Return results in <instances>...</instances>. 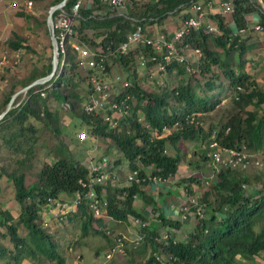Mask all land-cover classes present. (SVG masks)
Returning <instances> with one entry per match:
<instances>
[{
    "label": "trees",
    "instance_id": "1",
    "mask_svg": "<svg viewBox=\"0 0 264 264\" xmlns=\"http://www.w3.org/2000/svg\"><path fill=\"white\" fill-rule=\"evenodd\" d=\"M56 1L59 0L51 4ZM74 1L68 0L65 9L71 11ZM188 1L134 0L130 13L139 21L122 15L105 13L99 16L100 9L104 8L101 1L86 0L80 5L81 15L75 18L74 26L88 44L101 45L106 50L107 45L113 48L119 44L126 33L135 28L137 22L153 17L161 23L165 17L177 15L178 6ZM252 9L248 0H236L233 13L236 23L242 25L244 13ZM216 18L220 34L212 35L201 29H191L182 39L183 43L200 49L195 64L201 77L191 76L178 81L176 85L166 83L148 91L136 77V65L132 66L133 82L129 89L133 95L131 113L120 118L114 127L109 126L101 117H92L84 112L83 94L78 86L85 76L81 74L78 62L71 52H68L58 76L29 87L19 104L12 103V107L0 119V174L9 178L14 185L19 213L16 218L10 219L0 208L5 227L2 235L12 244L10 247L0 243V259L3 261L0 264H21L25 258L33 261L35 258L46 259L49 264H67L63 256L65 248L56 240L54 229L51 230L55 225L53 221L59 219L53 217L50 228L49 221L44 224L46 218L43 217V210L46 209L48 198L73 194L79 189L78 178L86 175L88 167L82 159L65 151L66 143L60 136L58 108H51L50 101L65 103L85 124L93 121V128L87 129L93 136L98 134L99 138H94L97 146L105 147L104 157L113 159V163L125 161L128 169L137 168L142 175L147 172L166 178L174 175L181 155L178 150L170 153L167 143L171 140L188 142L197 137L206 142L212 130H217V138L223 145L240 146L245 143L250 151L264 150V107L261 113L255 108H246L249 104L258 107L264 103V89L245 70L250 46L245 43V38L231 37V27L223 17ZM259 19L264 29V13L259 14ZM43 22L46 24V18ZM25 41L24 36L15 32L7 38L10 48H29ZM213 46L220 47V50ZM141 51H145V48L141 47ZM137 54L138 50H134L109 57L123 67L128 60L135 59ZM214 66H218L219 70ZM49 69L50 61L46 70L36 71L33 68L28 76L11 82L6 88L1 107L6 105L11 94L34 78L46 74ZM174 70L177 74L186 72L184 64L174 63L166 66L165 73L169 76ZM224 80L233 89L231 101L237 110L229 113L225 120L209 123L207 129L198 116L193 121H188L186 114L191 111L205 113L215 108L221 97L211 91L227 87ZM38 88L43 89L45 94L41 95L36 90ZM227 126L229 130L225 132ZM163 127L168 130H163ZM47 129L53 132V139L56 141L50 147L47 146L49 140H45L42 135ZM110 150L115 152V158L110 156ZM205 152L206 149L202 152V157L206 159ZM36 165L37 169L32 170ZM207 169L209 171L208 165ZM27 173H35V178L25 182ZM203 174L198 172L181 177L180 181L185 184L187 191H192L189 183L196 182L197 189H201L197 201L206 211L203 217L196 218L193 227L181 238H176L174 230L181 225L182 219H172L161 211L148 219L134 205V193L147 204L155 203L152 194L145 189L147 181L119 186L113 185L108 179L104 185L97 186L98 193L107 200V213L114 219L126 220L129 214L147 218V224L142 227L145 235L136 247L126 248L128 256L123 255L126 257L124 264H244V261L258 264L255 257L261 256L260 252L264 251V224L259 228L255 227L256 222L264 215L262 175L248 174L230 166L222 167L209 180L208 185L203 187ZM193 208L194 206L191 210ZM64 220H75L81 224L82 237L69 240L67 249L80 247L81 239L90 234L106 238L108 248L113 244V239L104 228L93 226L94 222L100 225L105 222L93 216L85 199L62 217L61 221ZM21 226L26 229L24 233ZM162 227L169 232L173 230L171 236L159 239V229ZM174 238L176 239L173 240ZM95 253H99L98 247Z\"/></svg>",
    "mask_w": 264,
    "mask_h": 264
},
{
    "label": "built area",
    "instance_id": "2",
    "mask_svg": "<svg viewBox=\"0 0 264 264\" xmlns=\"http://www.w3.org/2000/svg\"><path fill=\"white\" fill-rule=\"evenodd\" d=\"M84 1L86 0H75L72 3L71 11L65 9L66 3L53 11L55 44H51L50 61L54 57L57 60V64L52 77L58 76L68 52H71L78 62L81 74L85 76V79L78 86L83 94L82 107L84 112L92 117H101L111 127L116 126L120 118L131 113L133 95L129 89L133 82L132 66L134 64L137 71L136 77L140 79L141 86L143 75L139 74V67H142L143 72H147L149 77H152L154 72L164 74L166 66L174 63L184 64L186 72H192L187 51L191 50L198 57L200 49L188 43H183V36L191 29H201L203 32L212 35L220 34L221 29L216 16L223 17L227 25L231 27V37L241 36L247 30L257 31L263 29L259 14L264 13V0H248L253 9L244 13V23L242 25L236 23L233 15L236 0H189L187 3H181L178 6L179 11L175 15L178 18L169 22L165 29L156 28L162 22L158 23L153 17H149L143 22H137L135 28L127 32L125 38L119 44L113 48L107 45L105 50L101 45L88 44L76 32L74 26L75 18L81 15L79 8ZM99 1L104 7L102 10L100 9L99 12L101 14L99 16H103L106 13L139 20L130 13V6L134 0ZM24 2L30 8L33 0H24ZM57 2H60V0L55 3ZM55 11L57 12L54 13ZM171 17L173 18V16ZM46 25H48L47 17ZM141 47H144L145 51H141ZM134 50H138V54L135 59L128 60L125 63L126 70L119 71L111 68L112 63L115 61L110 59V55L127 54ZM21 53L22 48L20 47L0 50V67L7 63H17ZM115 63L118 67H121L117 62ZM36 90H39L41 95L45 94L43 89L38 88ZM22 91L23 96L16 102L15 99L19 93L14 96L12 101V103L15 102L14 105L22 101L26 90ZM198 113L195 111L187 113V120L193 121ZM94 124L93 121H90V123L85 125L87 126L86 128H93ZM163 130H168V128L163 127ZM228 130L229 126L225 128V132ZM87 132L88 129L81 130L78 134L79 138L84 139ZM94 137L99 138L97 133L94 134ZM205 156L209 171L203 174V178L204 182L208 183L222 167L230 166L244 171L249 167L262 168L264 150L250 151L245 143L240 146L223 145L217 138V130H212L209 134ZM82 160L87 165L88 171L84 177L78 178L80 188L75 190L69 198L60 196L48 198L45 211L49 212L51 217L62 219L85 199L87 207L93 216L101 218L105 222L104 225L94 222L93 226L95 228H104L105 232L113 239V244L105 252V257L110 258L114 254L126 255L128 251L126 248L136 247L141 242L145 235L142 227L148 221L138 215L129 214L126 220L136 227L135 234L127 236L120 232H114L107 225L108 220L114 218L107 213V200L98 193L97 186L104 185L110 177H114L115 173L113 170L115 166L107 157L97 159L90 154H86ZM125 181L124 185L126 186L145 181L162 184L167 181V178L151 172L142 175L135 168L127 170ZM185 191H187L186 187ZM123 194H126V191H123ZM133 197L137 198V194L134 193ZM197 197L198 195H187L186 201L180 205V219L185 220L189 216L195 219L203 217L204 209L198 203ZM192 206H194L193 210H191ZM47 221L45 220L44 224H47ZM172 231L169 232L162 228L159 239L168 238L171 236Z\"/></svg>",
    "mask_w": 264,
    "mask_h": 264
},
{
    "label": "rangeland",
    "instance_id": "3",
    "mask_svg": "<svg viewBox=\"0 0 264 264\" xmlns=\"http://www.w3.org/2000/svg\"><path fill=\"white\" fill-rule=\"evenodd\" d=\"M55 0H33L31 5L32 8H27L24 0H0V22L4 23V28L0 29V32L4 34L0 36V50L10 48L7 43V38L13 33L20 34L25 37L26 43L29 48H22V53L17 63H7L6 65L0 67V84H4L7 88L10 83L17 80L18 78L26 77L28 74L34 70L42 71L46 70L47 63L50 61V52H51V41L49 36V31L47 25L43 22L46 18L47 10L52 2ZM27 10V11H26ZM34 12H33V11ZM18 12H23L25 16L20 15ZM31 16V17H29ZM178 18L177 16H167L163 19L162 23L159 24L156 28L164 27L165 24H169L174 19ZM240 38H245V43L249 45V50H247V59L245 70L248 71L255 78L258 86L264 89V29L251 31L247 30L243 32ZM213 48L220 50V47L213 46ZM190 64L192 66V72H183L182 74H177L176 71L167 76L166 73L159 74L154 72L152 77L147 75V72H143V68L139 67V74L143 75L142 86L148 91H153L157 89V85H165L169 83L171 85H176L178 81L189 79L193 76L194 78H200L201 75L198 73L196 68V60L198 59L197 55L193 54L191 50L187 51ZM235 62V61H234ZM135 65V64H134ZM111 68L113 70H126L127 67H118L115 62L112 63ZM216 70H219L218 66H214ZM222 78H224L222 76ZM225 84L227 86V81ZM22 88V87H21ZM20 89V88H19ZM18 89V90H19ZM228 86L224 89L221 87L215 88L213 91L215 94L218 93V96L221 97V101L215 106V108L209 112L198 113V117L201 120L202 125L205 129L209 127V123H216L219 120H225L229 113L236 111L231 101V93L233 89ZM16 92V91H15ZM210 93V92H209ZM12 95V94H11ZM23 96V91L19 92L18 96L15 99V102ZM51 108H58V113L60 116V125H61V137L65 141L64 149L66 152L72 153L73 157L77 159H82L86 154L94 156L100 150V147L95 145L94 136L88 131L84 139L79 138L78 134L81 130H86L87 126L81 121V118L78 114L71 111L67 108L65 103H59L57 101L49 102ZM264 103L260 106L255 107L252 104L246 106L247 109H257L258 113H261ZM44 130V129H43ZM43 138L49 140L47 146H53L55 144V139H53V132L49 129L42 132ZM208 141L203 142L200 137L190 140L188 142H175L169 141L167 144L168 151L170 153H176L177 151L181 155V160L178 163L176 170L177 175H189L194 174L193 169H197L201 166L204 168L207 166L206 159L202 157V152L205 151ZM174 144V147H173ZM106 145V144H105ZM105 147H103L104 149ZM263 150V149H260ZM111 151V150H110ZM112 152V151H111ZM99 154V153H98ZM205 159V160H204ZM205 162V163H204ZM37 165L32 168L36 170ZM205 173V172H204ZM245 173L252 175H262L261 179L264 180V160L262 168L249 167L245 170ZM206 174V173H205ZM35 178V173H27L25 176V182L31 181ZM203 178V177H202ZM196 183V182H195ZM201 185L206 187L208 183L204 182V179L201 181ZM201 189H198V192L185 191L187 194L198 195L200 198ZM197 197V199H199ZM202 205V204H201ZM45 211V210H43ZM206 211L204 210V213ZM44 218H51L49 212L45 211L43 214ZM52 219L49 220L50 228L52 224ZM55 225L51 228L54 229L56 240H58L61 245L65 248L63 250V256L66 259L67 264L70 263V256H73V259L77 258V253L80 251L81 255L83 253V264H103L106 262L105 252L108 249L107 239L101 237L100 235L94 234L85 236L81 239V244L78 249L69 250L67 249V242L69 240H75L74 238L80 237V223L79 221H67L63 222L61 219L58 221H53ZM110 221L107 225L113 229V225ZM264 224V215L263 217L256 222L255 227L259 228L260 225ZM49 227V225H47ZM5 231V227H3ZM22 233L26 231L25 228L21 226ZM82 237V236H81ZM0 243L8 246H12L8 238L0 237ZM69 244V243H68ZM60 244L58 243V246ZM98 247L99 253H95V248ZM69 250V251H68ZM71 252V254H69ZM261 256H256L255 260L258 264H264V251L260 252ZM121 260H124L126 257L121 255ZM25 259L27 260L25 262ZM22 260L21 264H49V261L46 259H37L34 261L32 259L25 258ZM140 259V256H139ZM143 261V258H141ZM24 262V263H23ZM0 263L3 261L0 259ZM72 264H79L72 263ZM244 264H254L249 261H244Z\"/></svg>",
    "mask_w": 264,
    "mask_h": 264
},
{
    "label": "crops",
    "instance_id": "4",
    "mask_svg": "<svg viewBox=\"0 0 264 264\" xmlns=\"http://www.w3.org/2000/svg\"><path fill=\"white\" fill-rule=\"evenodd\" d=\"M21 14L22 16H25L23 12H21L20 15ZM167 25L168 24H165V27H167ZM4 27H5L4 23L0 22V29H3ZM160 28L162 29L164 27H160ZM3 34H4L3 32H0V36ZM5 93H6V87L4 86V84H0V111L5 107V106L1 107V102L5 96ZM97 144L98 143L96 140L95 145L97 146ZM98 147H100V150L98 151L99 154L97 153L94 155V158H97V159L106 156L105 153L103 152L102 146H98ZM173 147H174V144H173ZM110 156L112 158H115L116 156L115 152L114 153L112 152ZM110 161H112L113 163V159H111ZM113 165L115 166L113 170L115 174H114V177H110L109 179L111 180V183L113 185L122 186L126 183L125 174L128 170L127 163L123 161L121 163H113ZM192 171L195 173H198V172L206 173L208 169H207V166L204 168H201L200 166L199 168L193 169ZM182 176L184 175L183 174L177 175L175 173L174 175L169 176L165 183L154 184V183L148 182L147 184H144L147 192L149 194H152L153 198L155 199V203L147 204L141 198L137 197L134 200V205L136 206V208L140 209L142 213L147 216L148 219L152 218L153 215H157L160 211L164 215L169 216L172 219H180V210H179L180 205L186 201L187 195H188L185 192V186H184L185 184H182V181H180ZM189 187H191L195 192H198V189L195 183L193 182H191V184L189 183ZM71 195L72 194H61L60 197L69 198L71 197ZM0 208L3 211V214L6 215L10 219L16 218L19 213V205L14 197V185L9 178H7L5 175H2V174H0ZM52 218L53 217L51 218L48 217L46 218V220L49 221ZM110 221H112L111 223L114 226L113 227V229L115 230L114 232H120L127 236H132L136 232V227L127 220L111 219V220H108V223ZM195 221L196 219L193 218L192 216H189L185 220H181L182 222L181 225L174 230L176 238L184 237L187 234V232L193 227ZM3 227H4V221H3L2 214H0V237H3L2 235L4 232ZM162 228H160L159 231H161ZM69 250H73L72 247H69ZM69 254H71V252H69ZM82 256H83V253L81 255L80 251L77 253L76 259H73V256H70L69 264L78 263V261H79V264H83ZM125 256H128V255H125ZM120 257H122L120 254H114L110 258L105 257L106 262L105 263L103 262V264H124V260H121ZM26 261L27 260L25 259V262Z\"/></svg>",
    "mask_w": 264,
    "mask_h": 264
},
{
    "label": "water",
    "instance_id": "5",
    "mask_svg": "<svg viewBox=\"0 0 264 264\" xmlns=\"http://www.w3.org/2000/svg\"><path fill=\"white\" fill-rule=\"evenodd\" d=\"M67 2V0H60V2L57 3H53L49 6L48 10H47V19H48V31H49V36H50V40H51V44L54 45L55 44V38H54V23H53V11L56 8H59L61 5L65 4ZM56 64H57V60L52 57L51 61H50V69L49 71L39 77L34 78L33 80H31L28 84H26L25 86H23L22 88H20L19 90H17L16 92H14L11 96L10 99L8 100V102L6 103L5 107L0 111V119L6 114V112L12 107V101L14 96L21 92L22 90H27L29 87L33 86V85H37V84H41L46 82L47 80H49L52 75L54 74L55 68H56Z\"/></svg>",
    "mask_w": 264,
    "mask_h": 264
}]
</instances>
